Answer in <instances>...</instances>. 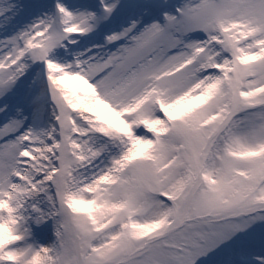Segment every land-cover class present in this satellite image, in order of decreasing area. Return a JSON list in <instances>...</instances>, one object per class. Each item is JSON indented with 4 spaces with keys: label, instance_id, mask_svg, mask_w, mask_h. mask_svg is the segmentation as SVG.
I'll return each instance as SVG.
<instances>
[{
    "label": "snow or ice",
    "instance_id": "obj_1",
    "mask_svg": "<svg viewBox=\"0 0 264 264\" xmlns=\"http://www.w3.org/2000/svg\"><path fill=\"white\" fill-rule=\"evenodd\" d=\"M0 264H264V0H0Z\"/></svg>",
    "mask_w": 264,
    "mask_h": 264
}]
</instances>
